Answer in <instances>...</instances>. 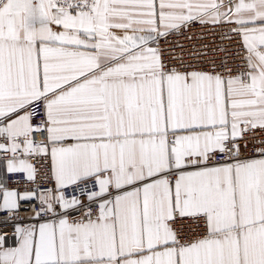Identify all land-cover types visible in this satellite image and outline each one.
Instances as JSON below:
<instances>
[{
	"label": "snow or ice",
	"instance_id": "obj_1",
	"mask_svg": "<svg viewBox=\"0 0 264 264\" xmlns=\"http://www.w3.org/2000/svg\"><path fill=\"white\" fill-rule=\"evenodd\" d=\"M0 264H264V0H0Z\"/></svg>",
	"mask_w": 264,
	"mask_h": 264
},
{
	"label": "built area",
	"instance_id": "obj_2",
	"mask_svg": "<svg viewBox=\"0 0 264 264\" xmlns=\"http://www.w3.org/2000/svg\"><path fill=\"white\" fill-rule=\"evenodd\" d=\"M195 32H196V35L197 36H199L200 35V31H199V29H195ZM181 40H183V38L181 37L180 38ZM214 38L213 37H211V36H207V34H206V39L204 40V41H202L203 43H210L212 40H213ZM216 40H217V42H218V38H215ZM6 231H11V229H5Z\"/></svg>",
	"mask_w": 264,
	"mask_h": 264
}]
</instances>
